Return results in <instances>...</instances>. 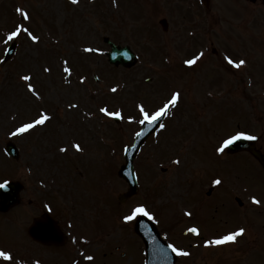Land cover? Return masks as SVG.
I'll list each match as a JSON object with an SVG mask.
<instances>
[{
  "label": "rangeland",
  "instance_id": "374dc122",
  "mask_svg": "<svg viewBox=\"0 0 264 264\" xmlns=\"http://www.w3.org/2000/svg\"><path fill=\"white\" fill-rule=\"evenodd\" d=\"M17 8L28 11L31 21H23ZM163 18L167 21L165 31L158 23ZM233 20L245 22V30L233 31L229 23ZM21 23L30 26L34 34L41 37V42L33 44L26 37L19 39L12 44L8 57L0 42V59L4 61L0 63V181L16 179L24 185L20 203L7 212H0V247L14 252L16 258L25 257L28 264H34L32 259L35 258L42 264L62 261V257L55 254V247L34 244L26 232L33 216L48 211L54 218L55 213L62 220L68 218L72 227L76 221L75 230L80 233H92L97 225L101 229L106 224L104 233H107L108 243L115 244L103 250L104 261L94 260L87 264H143L140 252L126 251L127 259L119 256L112 259L110 252L115 251L117 245L128 250L134 246L132 224H123L119 216L136 204H146L150 211L160 216L165 227L174 230L169 229V234L182 238L181 228L189 222L180 223L178 208L197 210L201 206L196 190L204 174L198 171L197 164L209 174H214L216 169L224 174L220 176L224 180L235 175L239 184H254L250 189L261 191L262 195L264 181L257 175L261 170L253 167L250 161L234 159L226 167L227 174L225 168L216 167L214 139L226 133L227 128L211 127V118L206 117L211 136L202 140L201 134L182 131L181 127L185 121L183 107L185 110L188 107L203 109L208 116H215L218 108L224 106L221 108L224 117L228 116L230 122L242 120L240 127L250 126L262 136L260 143L264 146V68L258 72L262 81L254 77L250 88H245L241 81L240 90L233 76L225 71L227 87L222 92L224 95L218 98L222 100L217 108L214 102L205 104L202 90L196 87L200 79L205 80V61L213 57L212 48L262 51L263 58L264 5L260 0L253 4L244 0H209L206 9L198 5L197 0H79L77 4L71 0H0V38ZM216 23L221 28L212 27ZM230 36L243 39L229 40ZM105 39L128 46L136 55L135 62L128 66L110 63L107 58L110 47ZM85 47L98 48L100 52L85 53ZM200 51L207 55L195 68L183 63ZM64 58L73 69L71 84L64 82ZM44 67L51 68V73L44 72ZM208 72L212 73V78L219 74ZM26 74L32 75L30 83L41 94V100L27 91L29 82L20 79ZM80 76L87 77L84 84L79 82ZM220 76L221 73L219 82ZM113 86H119L115 94L110 91ZM174 88L181 93L179 105L182 106L179 113H175L177 120H172L173 130L161 135L165 139L170 133L169 141L166 147L157 141L158 145L153 148V140L145 145L134 162L140 176L138 193L120 203L116 196L126 190L127 184L115 171L123 162L121 148L131 141L135 129V124L127 120L129 115L137 114L134 101L138 99L151 109L167 99ZM69 103L79 107L70 109ZM105 104L110 110L123 109L125 119L117 124L112 118L103 116L98 109ZM174 110L171 109L169 116ZM41 111L48 112L53 119L29 134L9 135L21 121H30ZM89 112L93 115H84ZM232 127L236 125L231 124L229 128ZM7 141L17 145L16 158L4 153ZM74 143H80L83 152L74 154ZM60 148L68 151L61 152ZM196 149L199 152L196 153ZM176 159L181 161L179 165L174 163ZM225 184L223 182L221 190L213 195L224 198L222 202L228 199L227 193L224 194ZM229 185L230 181L227 187ZM204 198L207 197L204 195L201 200ZM217 199L204 200L207 212L212 211L213 202L219 207ZM204 212L200 210V214ZM168 217L173 220L166 221ZM248 219L252 226L253 221L261 228L254 214ZM230 222H240L235 212ZM110 223L113 226L108 227ZM227 226L219 223L221 230L229 229ZM67 247V252L72 253L74 245L64 248ZM192 251L197 260L184 264H214L217 261L238 264L241 260L245 264H264V238L258 245V238L252 231L236 245L220 248V259L212 260V254L206 256L199 248ZM71 255H76L74 250ZM0 264L7 262L0 260ZM178 264L183 263L180 260Z\"/></svg>",
  "mask_w": 264,
  "mask_h": 264
},
{
  "label": "snow or ice",
  "instance_id": "6c2138e0",
  "mask_svg": "<svg viewBox=\"0 0 264 264\" xmlns=\"http://www.w3.org/2000/svg\"><path fill=\"white\" fill-rule=\"evenodd\" d=\"M73 4H77L79 0H71ZM17 12L21 14L23 21H31V16L28 11L17 8ZM28 38L33 44H38L41 42V37L34 34V31L30 28V26H25V24H17L14 26L12 30L7 31L5 36L3 38H0V42L5 46L4 47V53L5 55H8L9 52L12 51L11 47H8L9 45H12L13 43L19 39ZM85 53H98L100 52V49L93 48V47H85L83 49ZM127 55V53H125ZM205 57V52L200 51L197 54L193 55L190 59H185L183 63L189 67H192L194 65H197L199 61H201ZM224 60L227 62L228 65H231L235 69H241L243 66L246 65L247 61L245 59H239L235 60L231 56H225ZM4 61L0 59V63H3ZM69 60L67 58L62 59V71L65 74L64 76V82L66 84H71L70 77L73 74V69L69 66ZM44 72L51 73L52 69L49 67H44ZM22 81L29 82L26 84L27 91L35 97L36 100H41V94L36 90V87L33 83H30L32 81L33 77L31 74L22 75L20 77ZM99 79V77H97ZM87 80V77L80 76L79 82L81 84H84ZM111 93L115 94L119 91V86H113L110 89ZM181 100V93L179 91H174L171 93L170 98H168L166 101L162 103V106L157 107L153 111H149L143 103H139L136 105V108L138 109L139 119H137L136 116L129 115L127 117L128 122L131 123H138L141 126L147 125L152 129H160V130H166L167 125L162 122L163 118L168 116L170 114L171 109L176 108ZM78 104L69 103L68 108H78ZM99 113H101L103 116L116 119V120H124V114L123 109H116V110H110L109 107L105 104L104 106L100 107L98 109ZM85 116H92V113H85ZM53 119V116L49 115L46 111L39 112L38 116L34 119H31L30 121H21L19 126L15 127L13 131L9 133V135L16 137V136H23L25 134H29L32 130H35L38 126H45L47 122L51 121ZM144 130L143 128L140 131L135 132V136L137 138L143 136ZM241 139L246 140H256L257 137L255 135H252L248 131H235L233 133H229L226 138H222L219 145L215 148L216 153L218 154H224L227 149L231 145H233L236 141H239ZM72 147L77 152H83V148L81 147L80 143H74ZM136 145H125L124 151L128 152L130 149H135ZM61 152H67V148H60ZM175 164L179 165L181 161L179 159H176L174 161ZM43 184V181H41ZM212 183L214 185H221L222 180L217 177L215 178ZM8 187V181L5 180L3 183H0V189ZM251 202L254 205H260L261 200L257 198V196L253 195L251 197ZM46 207L49 208V211H51L50 206ZM185 216L192 217L193 213L191 211H185ZM144 216L148 217L149 219H155V214L150 211V209L146 206V204H136L134 205L130 210L128 214H125L122 219L125 223L132 222L136 220L138 217ZM245 227H238L233 231L228 232L225 235L218 236L213 239H207L204 240L205 246H212V245H228V244H235L238 242L239 237H243L246 233ZM187 232L195 234L197 236L200 235V229L193 226L187 229ZM73 241L75 242V238H73ZM168 248L172 250V252L176 253L177 256H183L187 257L190 255L189 252L185 251L183 248L178 247L174 244H169ZM83 255V253H81ZM88 261L94 260V257L92 255H87L84 257ZM0 260L7 262V264H25V261L23 258H20L19 260L16 258V254L12 252L11 250H7L3 247H0ZM34 264H40L39 260H36Z\"/></svg>",
  "mask_w": 264,
  "mask_h": 264
},
{
  "label": "flooded vegetation",
  "instance_id": "af4514ba",
  "mask_svg": "<svg viewBox=\"0 0 264 264\" xmlns=\"http://www.w3.org/2000/svg\"><path fill=\"white\" fill-rule=\"evenodd\" d=\"M206 2V6L204 5V8L206 9L209 5V0H205ZM230 23V27L233 29V31L238 30V29H243L245 27V22H241L239 20H233V21H229ZM217 24V23H216ZM211 26V25H209ZM212 27H219L221 28L220 25H213ZM245 29H243L244 31ZM222 39H224L222 37ZM228 39L230 40H234V41H239L243 38H241V36H230L228 37ZM210 43H212V41H210ZM213 57L210 59L211 61H205L206 66H212L215 67L214 69L210 70L212 72H219V69H216V67L223 69V70H227V72H229L231 74V76H233V80L234 83L236 85V87H240L241 81L243 82V86L245 88H247L250 83H251V78H252V74L256 73L258 70H260L262 68V61H261V57L259 56L260 53H256L255 57H252L250 55L249 52L247 51H240L238 49L232 48L229 52H227L228 56H231L233 59L235 60H239V59H245L247 61L246 65L243 66L241 69H235L234 67H232L231 65H228L227 62L224 60V58L219 56V53H217L216 51L214 53H212ZM220 74V73H219ZM219 74L217 76H214L212 78V73L211 72H204L203 75L206 77L205 80L200 79L199 83L196 85L197 88L201 89L202 91L207 90V88H210L211 86H213V88L215 87V84H213L212 80L218 81L219 78ZM210 76V78H208ZM222 77V75L220 76V78ZM209 80H211L212 84H209ZM238 87V89H239ZM240 90V89H239ZM215 103V108L218 107V102L214 100ZM224 106H220L218 108V111L215 112V116H208L206 115H200V116H195L192 117L190 120L188 119L187 121H183L184 123L181 124V127L186 130V131H195L197 130L200 134H206L209 130V124H208V119L207 118H211V127H214L215 129H219V126H221L220 124H224L226 125V128L231 127V124H236L237 129L239 130H243V131H248L249 133L252 132V128L249 126V128H241L240 127V123L242 122V120L240 122H238V120L235 122L234 120L230 122L228 116L224 117V113L223 110L221 109ZM202 113H206L203 109H200ZM199 111V109H198ZM207 117V118H206ZM223 117L225 118V120L223 119ZM218 118V120L216 119ZM196 120V121H195ZM196 122V126L194 125ZM224 127V126H221ZM232 129H235L234 127H232ZM260 137H257V139L254 141L253 145L254 148H261L259 150L264 151V149L261 146V143H259V141L261 139H259ZM263 149V150H262ZM234 155V154H232ZM211 193V189L209 190ZM245 192V191H244ZM209 193V195H210ZM257 193V192H256ZM260 196V195H259ZM238 196L234 195L233 199V209L236 210L237 214L240 216H245L247 213V210L249 209V204L248 203H244L242 201H239L237 199ZM259 213H261V210H259ZM206 219L205 218H193L192 222L195 223L196 225H191V226H195L197 227L199 225L200 229V235L197 236L195 235V237H198V241L195 242H189V240H187V235H191V237H193L194 234H188L187 233V229L184 230V234H185V238H182L180 240L181 244H183V247L186 248H195L198 246V244L203 241L204 239V234L203 232H207L210 233L213 236H217L221 234V230L218 225H219V221L220 218L218 219H214L212 214L207 213L206 214ZM55 248H59L58 246H55ZM220 245H212V246H200L199 249L201 251H204L206 253H202V254H212V256H210V258L212 260H216V259H220ZM188 252V251H187ZM190 255L187 257H183L181 256V262L184 264L187 261H193V260H197V257H194V253L189 252ZM202 259V258H201ZM204 261V257L202 260V263ZM214 264H221L219 261L215 262ZM224 264V263H222Z\"/></svg>",
  "mask_w": 264,
  "mask_h": 264
},
{
  "label": "water",
  "instance_id": "95a60500",
  "mask_svg": "<svg viewBox=\"0 0 264 264\" xmlns=\"http://www.w3.org/2000/svg\"><path fill=\"white\" fill-rule=\"evenodd\" d=\"M125 53H127V55H125ZM131 60L132 56L127 47L120 48L111 44V52L109 53L110 62L129 64ZM238 143L245 147L243 142ZM234 146L235 145H232L229 149L235 150ZM126 166L130 167V162H128ZM10 187L11 188L8 190H0V208L3 210L7 209L16 201L18 186L11 184ZM135 191L136 185H134L133 188L131 187L130 193H134ZM141 231L145 233L148 239V264H173L174 260L171 256L170 249L159 240L158 233L155 231L154 227L145 226L141 228ZM29 233L33 238L41 240L44 243H55V223L46 214L42 215L40 220H36V222L29 227Z\"/></svg>",
  "mask_w": 264,
  "mask_h": 264
}]
</instances>
